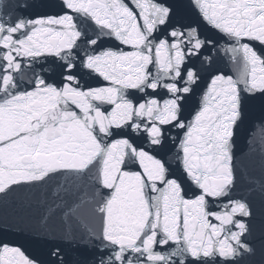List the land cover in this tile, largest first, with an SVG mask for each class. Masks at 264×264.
<instances>
[{
    "label": "snow or ice",
    "instance_id": "6c2138e0",
    "mask_svg": "<svg viewBox=\"0 0 264 264\" xmlns=\"http://www.w3.org/2000/svg\"><path fill=\"white\" fill-rule=\"evenodd\" d=\"M250 105L264 0H0V194L63 177L47 212L88 188L99 221L45 262L0 217V264H242L264 197L234 151Z\"/></svg>",
    "mask_w": 264,
    "mask_h": 264
},
{
    "label": "water",
    "instance_id": "95a60500",
    "mask_svg": "<svg viewBox=\"0 0 264 264\" xmlns=\"http://www.w3.org/2000/svg\"><path fill=\"white\" fill-rule=\"evenodd\" d=\"M218 66L226 74H233L227 58ZM202 87H206V84ZM234 151L240 171L256 181L264 180V110L258 105H250L247 109L245 121L238 130ZM63 184V177H55L44 185L17 188L7 195L0 194V217H7L10 221L22 217L26 226L23 232L9 231L5 238L22 244L29 255L45 262L49 260L48 252L53 243H61L71 251L80 245V237L86 235L87 229L99 225L98 219L93 215V205L89 203L90 196H85L88 188H81L71 197L64 196L61 191L60 196H64L66 201L63 210L51 214L47 212L54 201L60 202L59 197L54 194ZM249 199L254 212L249 242L255 249V254L245 257L242 264H264V197L257 189L249 194ZM64 212L69 214L64 215ZM44 216L48 217L47 225L53 234L43 239L36 238L28 229L41 228ZM73 236L75 241L71 239Z\"/></svg>",
    "mask_w": 264,
    "mask_h": 264
}]
</instances>
